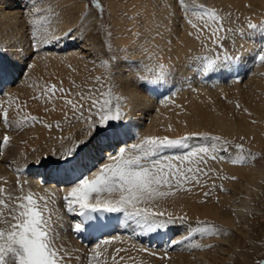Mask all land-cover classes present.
I'll list each match as a JSON object with an SVG mask.
<instances>
[{"label": "snow or ice", "instance_id": "1", "mask_svg": "<svg viewBox=\"0 0 264 264\" xmlns=\"http://www.w3.org/2000/svg\"><path fill=\"white\" fill-rule=\"evenodd\" d=\"M105 11L101 0H22V38L8 43L0 39V164L13 174L0 175V264H138L129 254L133 250L157 255L142 245L116 247L125 242L120 232L135 240L166 237L161 259L168 258L174 248L215 247L197 242V237L228 235L227 229L199 217L193 226L187 212L169 208H175L181 194L202 191L205 199L198 202L205 203L217 187L227 191L213 177H228L220 175L210 161L242 166L264 158L235 138L190 127L188 119H179L190 115L179 104H175L180 109L175 124L169 122L158 131H133L138 126L130 116L137 106V89L163 88L169 93L167 105L175 103L172 97L184 85L197 94L194 83L213 81L209 86L215 88L218 75H232L234 83H242L245 76L240 69L248 59L264 65V18L256 22L244 17L241 25L239 17L233 19L231 12L214 5L146 0L132 16L123 13L125 19L136 22L135 32L126 28L132 32L131 45L115 46ZM185 23L200 50L189 48L183 61L177 55L173 63L172 36ZM92 33L103 36L102 48L78 57L86 61L83 76L64 57L59 64L67 69L66 76L55 71L48 72L47 78L21 73L26 76L24 85L31 89L26 99L6 90L19 79H6L9 69L3 60L9 49L18 55L27 51L23 57L27 69L34 70L41 61L47 69V61L57 59L69 40L83 42ZM237 38H259L257 49L246 56ZM178 83L181 88L176 87ZM221 99L234 105L237 113L252 116L238 98L230 100L222 93ZM30 102L42 114L28 111ZM37 125L52 142L45 150L29 147L28 139L17 140L20 133ZM245 139L239 136L240 141ZM51 177L60 187H43V194L33 191ZM174 228L186 234L178 239L168 236ZM69 232L88 242L83 251L64 239ZM260 246L264 247V241ZM255 264H264V256Z\"/></svg>", "mask_w": 264, "mask_h": 264}, {"label": "bare ground", "instance_id": "2", "mask_svg": "<svg viewBox=\"0 0 264 264\" xmlns=\"http://www.w3.org/2000/svg\"><path fill=\"white\" fill-rule=\"evenodd\" d=\"M112 1L114 5L116 0ZM205 5H214L218 9L231 12L233 17L237 15L244 17H250L253 20H257L264 14V0H203ZM121 2V1H120ZM130 4L127 5V9L131 12V16L141 8L146 0H130ZM194 3H201L202 0H193ZM22 3V2H21ZM21 4L18 0H0V34L10 35L11 32H19L24 29L23 20L21 18ZM135 6V7H133ZM248 6V7H246ZM114 10V9H113ZM119 16V15H118ZM121 17V16H119ZM113 20V19H112ZM115 21L118 27L123 28L124 21L120 19ZM195 22V21H194ZM75 23V20H73ZM135 21L131 20L132 32L137 30L134 26ZM183 23V21H181ZM114 24V22H113ZM112 24V25H113ZM116 25V24H115ZM68 25H62L67 27ZM124 29V28H123ZM193 31L189 25L184 24L183 30H179L172 36L173 40V63H177V55L180 61H183L188 49L191 48L193 52L200 50V44L194 39V36H189L188 32ZM132 32H126L125 36H121L120 42L123 45L130 44L132 38ZM135 32V31H134ZM95 34H88L85 40L80 46L76 45L77 40H69L67 46L62 53L58 54V58L47 61V69L44 67L45 62L41 61L37 64V67L33 69H27L24 67V56L27 55V51L17 54L16 50L11 49L12 59L9 63L4 64L9 69L6 75V79L11 80L17 76L19 79L16 85H7L6 90L12 91L20 96L21 100L27 98L31 93V89L24 85L25 75L21 73L31 72L33 78L39 76H45L47 78L48 72H58L63 76L67 75V69L59 64V59L67 57V62H71L81 76L84 75V65L86 61L78 59L80 55L87 56L90 52L101 50V43L95 39ZM167 34L165 39H167ZM12 38L8 39L6 43L10 42ZM118 39V38H117ZM159 42V41H158ZM237 46L243 45L245 55L248 56L253 53L259 44V38L240 40L237 38ZM79 47V48H78ZM6 60H3V63ZM31 62V61H29ZM89 64L88 66H90ZM255 65V66H253ZM183 72V69H181ZM240 74L245 76L242 83H234L232 75L214 77V81L217 83L215 88L205 84L203 81L194 83L193 87L199 90V94L191 92L186 85L176 95L172 97L175 101L174 104H165V98L169 96L168 92H165L163 88L157 91H143L137 89V106L130 116L137 128L133 131H158L161 126H166L167 123L172 122L175 124L178 117L176 112L180 111L175 107V104L182 105L190 115L179 117L180 120L188 119L190 127H198L201 130H211L215 133L222 134L228 138H239L240 135H244L246 139L252 141L254 149L258 150V147L263 148L264 152V65L258 61L248 59L247 63L240 69ZM79 82V77H76ZM67 86V80H65ZM177 88H181L178 83ZM176 92V88L173 89ZM160 93H163L161 95ZM227 93V98L233 100L238 98L244 107H248L252 112V116L249 117L246 114L237 113L234 105H229L221 99V94ZM33 114H42L40 110L32 106L30 102L27 109ZM53 118L55 116L53 115ZM256 120V124H252L251 120ZM74 130V129H73ZM178 130L182 131V129ZM158 134H163L158 132ZM15 135V134H14ZM32 136H38L39 139H30ZM48 132L37 125L34 129L26 130L17 137L19 139H28L29 147H38L45 150V145H51L52 142L48 141L46 137ZM252 137V140L251 138ZM254 137V139H253ZM21 145L17 144V148ZM212 167L217 169L220 175L228 177L221 180V183L225 185L228 192L214 191L213 195L207 198L205 203H199L198 201L204 200L202 191H197L194 194H181L177 198L175 208H169L177 213L187 212L190 218V223L195 226L196 218L214 223L217 226H221L229 231L228 235L211 236L205 238L197 237V242L201 244H212L215 247L205 248L202 250H182L180 248H174L167 253L168 258L161 259L163 256V240L164 238H147L141 240L129 239L127 235L122 232L118 233L122 235L124 243H117L116 247H129L131 244H136L137 247H148L149 251L156 252V256H149L146 253H136L134 250L129 254L136 257L138 264H248L249 259L243 251H241V237L247 238L249 232L255 226V220L257 214L261 211L254 205L253 201L258 199L260 190H264V160L256 163L245 165H232L228 162L215 163L211 162ZM35 171H42L36 169ZM0 175L11 177L13 174L6 169L3 164H0ZM237 177L236 180H232L231 177ZM35 179V178H33ZM55 177H51L48 183L37 188L33 187V191L43 194V187L56 189L60 185L55 184ZM211 183V182H210ZM206 191V188L204 189ZM218 198V199H217ZM251 213V215H249ZM256 214V215H255ZM70 219V217H66ZM181 234H186V231H178L175 228L169 231L168 236L174 239H178ZM64 239L71 245L80 248L83 251L87 247V241H81L70 232L65 234Z\"/></svg>", "mask_w": 264, "mask_h": 264}, {"label": "rangeland", "instance_id": "3", "mask_svg": "<svg viewBox=\"0 0 264 264\" xmlns=\"http://www.w3.org/2000/svg\"><path fill=\"white\" fill-rule=\"evenodd\" d=\"M18 1L22 5V3H21L22 0H18ZM129 1L130 0H116L115 1L116 3L114 5H112L111 4L112 1H110V0H101V2L105 5V8H106L105 17H104L105 21L107 22L108 20H111V23L112 24L114 22V24L112 25L113 26V29H112L113 30L112 42H113V44L115 46H125V45H123L120 42V38L119 37H121L123 35L125 36V33L127 32L126 31V28H130L131 27V25H130L131 20L125 19L123 17V13L124 12H127L128 16H131V12L127 9V5L130 4ZM85 2H86V0H85ZM201 3L205 4L203 0H202ZM77 6L79 7L80 5L78 4ZM21 8H22V6H21ZM223 11L226 12V13L228 12V11H225V10H223ZM109 12H111V14H112L111 16H109V14H108ZM118 15L121 16V17H119ZM235 17H233V19H235ZM237 17L240 18L239 21H238V23H240L241 25H243L244 19L243 18L241 19V16L240 15H237ZM115 18L117 19V21L120 20V19H123L124 21H126L123 24L124 25V27H123L124 29L121 28V27L120 28L118 27V25H117V23L115 21ZM262 18H264V14L262 15V17L258 18L257 20H254V21L258 22ZM73 20H75V19H73ZM22 27H24V25H22ZM23 30L21 31V33L15 31V32L9 33L10 35H5V36H3V35L0 34V39L4 40L5 43L10 38H12L11 40H13V39H20L23 36ZM134 31H136V30H134ZM94 39L97 42H100L101 43L102 42V39H103V36L102 35H96L95 34V38ZM132 40H133V36L130 39V44H126V45H129L130 46ZM77 42L78 43H76V45L79 44L77 46H80L82 44V41H80V40H77ZM228 46H230V42H228L226 44V47H228ZM101 48H102V43H101ZM10 50L11 49H9V53H8V57H7L8 59H12V54H11ZM95 51H97V50L95 49ZM60 53H62V52H60ZM7 58L4 59V60H6V62H4V64H7V63L10 62V60H8ZM91 67H92V65L88 66V68H91ZM96 74H99V72L97 71ZM234 99H236V98H234ZM250 138L252 140V137H250ZM229 139H233V138L231 137ZM235 139H236V142H243V143H245V147L246 148H250L253 152H259L261 154H264L263 148L260 149L261 147H258L259 149L257 150L256 147H255V149H254V145L253 144H255V143L252 142L253 140L250 141L248 139H245V141H240L239 138H235ZM253 139H254V137H253ZM261 160H264V158H258L253 163L259 162ZM249 164H251V163H249ZM210 166L212 167L211 161H210ZM213 179H215V182L217 183V185L221 184V180L219 178L213 177ZM210 182L212 183V180H209V182H208L209 183V186L211 185ZM224 188L227 189L225 187V185H224ZM207 190L208 189L206 188V191ZM216 190L217 191H221L219 187H217L215 189V191ZM222 192H228V190L227 191H222ZM253 203L261 211L259 214H257V215L255 214L257 216V219L255 220V226L252 229V231L249 232V235H248L247 238L241 237L240 235L238 236V237H240V240H241V249H242L241 251H243V253L246 256H248V259H249L248 264H255V261L256 260H258L262 256H264V247H261L260 246V242L261 241H264V190H260V195L258 196V199H255L253 201ZM245 241H248V243H246ZM244 249H247V251H244Z\"/></svg>", "mask_w": 264, "mask_h": 264}]
</instances>
